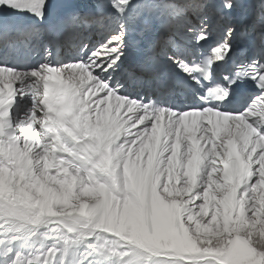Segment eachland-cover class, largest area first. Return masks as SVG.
I'll return each instance as SVG.
<instances>
[{"label": "snow or ice", "instance_id": "snow-or-ice-1", "mask_svg": "<svg viewBox=\"0 0 264 264\" xmlns=\"http://www.w3.org/2000/svg\"><path fill=\"white\" fill-rule=\"evenodd\" d=\"M0 264H264V0H0Z\"/></svg>", "mask_w": 264, "mask_h": 264}]
</instances>
